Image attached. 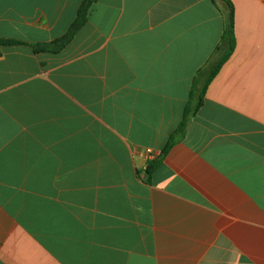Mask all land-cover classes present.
Instances as JSON below:
<instances>
[{"label": "crops", "instance_id": "obj_1", "mask_svg": "<svg viewBox=\"0 0 264 264\" xmlns=\"http://www.w3.org/2000/svg\"><path fill=\"white\" fill-rule=\"evenodd\" d=\"M82 2L0 0V264H264V0H96L34 53Z\"/></svg>", "mask_w": 264, "mask_h": 264}, {"label": "trees", "instance_id": "obj_2", "mask_svg": "<svg viewBox=\"0 0 264 264\" xmlns=\"http://www.w3.org/2000/svg\"><path fill=\"white\" fill-rule=\"evenodd\" d=\"M95 1L96 0H83L78 10L76 18L74 22L71 24V26L69 27L66 34L62 36L61 38L56 39L55 41L50 42V43L32 44L31 48L33 49L34 53L36 54L42 53V52L58 53L64 47H66L74 39L75 35L87 23L89 10ZM223 41H225V44H226V49L224 50L223 55L215 63L209 66V70L205 72L206 76L204 77L203 80H202L203 71L201 70L199 72V75L201 76V78L200 79L197 78L193 84L189 102L184 112L183 120L175 132L177 135L183 134L185 132V129H186V126L189 120L192 117H194L197 114V112L200 110V108L203 106L204 97H205L209 82L216 75L221 64L226 60V58L229 57V55L231 54L234 48V42H235L234 40V11L231 5H230V10L227 14V18H226ZM20 45H25V43L19 42L16 40H0V49H2L3 47L20 46ZM174 139L175 137L173 135L169 143H172Z\"/></svg>", "mask_w": 264, "mask_h": 264}, {"label": "built area", "instance_id": "obj_3", "mask_svg": "<svg viewBox=\"0 0 264 264\" xmlns=\"http://www.w3.org/2000/svg\"><path fill=\"white\" fill-rule=\"evenodd\" d=\"M157 152H155L153 149H151V148H148L147 150H146V158H147V160H149V161H152V160H154L156 157H157Z\"/></svg>", "mask_w": 264, "mask_h": 264}]
</instances>
